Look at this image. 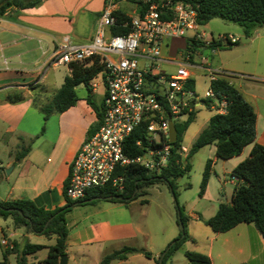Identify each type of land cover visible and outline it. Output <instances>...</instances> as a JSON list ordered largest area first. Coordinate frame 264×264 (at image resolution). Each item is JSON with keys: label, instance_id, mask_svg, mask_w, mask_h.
Instances as JSON below:
<instances>
[{"label": "crops", "instance_id": "obj_1", "mask_svg": "<svg viewBox=\"0 0 264 264\" xmlns=\"http://www.w3.org/2000/svg\"><path fill=\"white\" fill-rule=\"evenodd\" d=\"M102 9L103 0H41L32 8L19 9L11 6L0 16V168L12 167L11 172L8 175L5 174V177L0 174V183L3 184V189L0 188V202L27 200L45 210H53L66 204L64 187L67 183L70 164L82 144L92 134L90 132L92 128L89 127L93 120L97 123L94 110L97 106L95 107L93 103L90 105L91 100L88 99V102L82 98L87 110V117L84 116L83 119L77 111L76 104L79 102L77 97L78 101L73 107L63 113L52 112L46 116V119L49 116L54 119H48L40 134H32L29 130H24L22 124L30 112L35 111V105L39 104L36 91L40 83L44 81L47 72L55 67L50 65V61L56 53L58 44L64 37H68L75 44L89 43L94 36ZM210 38L214 37L210 35L208 39ZM257 40L264 41V37H259ZM173 41L181 42L183 46L171 49L169 47L165 50L166 56L173 57L187 48L186 41L179 39ZM250 41L252 40L248 39V42ZM221 47L225 48L195 44L190 51L191 61L196 55L198 66L236 75L227 78H232L230 82L234 83L236 89L253 108L255 143L264 147V49L257 50L254 56H248L242 49L232 48L233 46ZM66 66L70 75L68 65ZM200 70L206 73L205 70ZM44 73L45 75L41 78ZM190 74L193 78L192 72ZM98 75L99 73L90 81V91L87 89L86 91L89 97L95 93L98 86H101L103 100L102 80L100 83L93 82ZM63 81L58 82L57 91L61 88ZM10 94H20L23 101L15 104L8 102L7 97ZM102 100L98 107L100 110ZM39 110L41 111L40 108ZM32 139L34 140L27 152L20 155L22 158L15 159L19 144L24 140ZM211 146L214 149L210 171H213L215 175L218 171L223 175L230 174L236 165L249 156L251 149V146H245L239 155L223 161L215 157V146ZM223 182L224 186L226 182ZM230 183L234 187L235 182L230 180ZM225 204H230V201ZM116 206L121 209L124 204H116ZM186 217L187 221H200L204 226H206L205 221L210 218L201 216L199 218L190 213ZM102 222L104 225H101V220L98 219L96 223L88 224L86 227H79L77 224L69 226L66 223L67 264H78L79 259L82 260L95 252L99 255L96 264H100L105 256L124 247H129L133 251L127 253L123 260L130 254L144 256L147 252L145 249L134 248L139 232L138 226L134 225V220L129 218L125 222L115 224L109 220ZM21 229L23 230L13 228L11 231L0 226V240L6 239L12 244L13 242L21 244L24 241L31 243L33 235L40 236L27 233L24 228ZM204 232L209 243L206 255L211 264H264V239L254 225L242 223L226 233L217 234L210 228L209 231ZM52 237L55 242V237ZM188 237V242L193 241L191 234ZM173 239L175 236L171 232L165 237L164 247ZM188 242L186 241L185 247L182 248L183 257L185 251L192 250L188 247ZM35 244L48 246L41 243ZM5 249L0 244V261L3 259ZM135 250L143 251V254ZM178 254L175 252L170 256L167 260L170 261L169 264H174L175 256ZM46 256L47 252L41 260H36L43 262ZM31 257H36V254ZM148 259H153V255L151 254V258ZM123 260H115L109 264Z\"/></svg>", "mask_w": 264, "mask_h": 264}, {"label": "built area", "instance_id": "obj_2", "mask_svg": "<svg viewBox=\"0 0 264 264\" xmlns=\"http://www.w3.org/2000/svg\"><path fill=\"white\" fill-rule=\"evenodd\" d=\"M199 27L195 11L180 0H103L89 43L75 44L68 37L61 40L50 65L90 66L96 62L102 69L104 87L100 125L70 164L64 187L67 200L83 201L92 190L103 188L122 192L123 169L129 166L158 172L174 155L179 156L176 163L184 166L189 150L180 146L173 151L170 123L175 127V121L188 118L203 101L215 114H226L227 102L215 96L211 84L219 77L236 75L197 66L208 77L207 89L200 97L194 91L190 70L195 66L187 48L212 42L228 46L238 40L229 34L206 40ZM175 39L186 41V50L166 56L165 50ZM134 133L138 155H132L127 147ZM0 244L13 248L6 239Z\"/></svg>", "mask_w": 264, "mask_h": 264}, {"label": "trees", "instance_id": "obj_3", "mask_svg": "<svg viewBox=\"0 0 264 264\" xmlns=\"http://www.w3.org/2000/svg\"><path fill=\"white\" fill-rule=\"evenodd\" d=\"M184 5L189 6L196 13V21L199 26L208 24L213 19H220L227 23L240 26L245 38L258 27L264 24V0H180ZM41 0L24 1V0H0V16L11 6L19 9L32 8L38 5ZM235 45V44H234ZM233 45H228L227 48ZM211 48H225L217 43H210ZM187 50L192 51L191 47ZM70 75L64 78L61 88L55 93L50 108H42L46 116L50 113H63L73 107L78 101L76 87L84 85L90 91V81L101 72V67L94 62L90 66L81 63H71L68 65ZM232 78L219 77L211 84L215 96L227 102L226 114H214L208 121L207 127L200 132L195 142L189 149L188 158L183 166L176 163L178 155L170 159L166 168L157 172L147 171L138 166H129L123 169L124 190L116 192L109 188L92 190L88 197L83 201L71 202L66 200L63 207L53 210H45L37 207L33 202L27 200H18L13 202H0V217L4 220L10 219L15 230L24 228L27 233L37 234L50 238L55 237L53 245L47 247L43 245L31 244L24 241L21 244L13 242L11 250H3V259L0 264H9L8 256L15 255L16 264H27V257L47 249V256L43 264H58L59 259L65 254L67 237V227L65 214L75 205L92 202L95 199H105L116 204H128L135 200L142 189L156 181L164 182L168 185L173 195H175V181L187 175L190 171V157L198 150L214 145L215 157L218 160H229L239 155L245 146H251L249 156L236 165L230 175L234 178L235 184L232 190L230 204L220 203L216 214L205 221V225L214 233H226L239 224H252L261 233L264 239V147L255 143V113L253 108L243 98L241 93L236 89ZM7 101L15 104L23 101V97L10 94ZM88 101V100H87ZM90 101V100H89ZM88 101V102H89ZM90 104V102H89ZM203 104L209 107V103L203 101ZM92 105V104H90ZM97 116V123L92 127L91 133L95 131L101 122L100 108H94ZM193 113L183 123L176 124L177 141L173 144V151L180 147L183 133L187 130L192 122ZM137 134L134 133L127 147L132 155L140 154L134 142ZM22 157L19 156L17 160ZM211 161H207L201 182V191L204 190L210 173ZM183 167V168H182ZM241 182V183H240ZM178 208V223L184 226L186 217L182 214V209ZM21 212V214L19 213ZM177 223V224H178ZM184 233V235H182ZM189 239L185 230H180L179 235L167 247L161 264L170 258V256L179 249L183 243ZM133 249L124 247L105 256L100 264H109L115 260H123L127 253ZM146 258H151V254L144 253ZM184 257L189 264H211L208 256L185 251ZM158 259L156 264H158Z\"/></svg>", "mask_w": 264, "mask_h": 264}, {"label": "rangeland", "instance_id": "obj_4", "mask_svg": "<svg viewBox=\"0 0 264 264\" xmlns=\"http://www.w3.org/2000/svg\"><path fill=\"white\" fill-rule=\"evenodd\" d=\"M24 1L33 2L35 0ZM199 31L205 33L206 40H208L210 35L214 38L222 34L234 36L237 38L238 42L233 45L232 48L242 49L246 51L248 56H254L257 50L264 49V41L258 42L257 40L259 37H264V26L256 28L247 38L252 41L247 43L240 42V39L244 37L243 30L240 26L224 22L220 19H213L207 25L200 26ZM182 46L181 42L173 41L172 45L170 44L169 49L173 47L181 48ZM192 61L195 66V68L190 70L193 74V80L195 83L194 91L202 97L207 89L208 77L205 72L197 68L198 57L196 55L192 57ZM170 71H174V68H171ZM44 75L45 73L41 78H43ZM66 76H69L66 65H57L47 72L46 77L43 79L44 81L40 83L39 88L36 91V99L39 103L37 105L39 107L35 105V111L30 112L27 116L22 124L24 130H29L32 134H40L39 132L44 129L48 119H54L52 116H49L46 119V112H43L42 110L40 111L39 108H50L53 97L57 91L56 86L58 82H62ZM101 80L100 73L93 82L100 83ZM98 87L96 88L95 93L89 97L84 85L76 87V95L79 98V102L76 104L77 111L81 114L83 119L84 116L85 118L87 117V110H85L84 101L81 99L84 98L85 100H91L92 102L90 103H93L94 106H97L98 108L102 100V88L101 86ZM88 107L90 108L91 106L89 105ZM214 113L213 110L208 109L203 103L196 107L193 111L192 122L182 135L180 146L189 150L200 132L207 127L208 121ZM186 119L187 116H183L178 121H175L174 124L183 123ZM95 124L96 121L93 120L89 128L91 129ZM155 139L156 141L159 140L157 136ZM33 140L34 139L24 140L19 144V148L16 149L15 159L21 154L27 152V149H29ZM213 149L214 147L212 146L204 147L190 157V171L187 175H183L175 181V195L172 194L166 183L156 181L144 187L141 191L142 193L138 194L135 200L129 202L128 205L126 204L122 206L121 209L118 208L115 203L105 199H95L92 202L72 206L65 214L67 225L73 226V224H77L79 227H86L88 224L96 223L98 219L101 220V225H104L102 221L105 220H109V222L115 224L116 222H125L131 218L134 220V225L138 226L139 229L136 241L134 242L136 244L134 245V248L136 250L145 249L153 255V259H148L143 255L130 254L122 262H115L114 264H156L158 257L161 256L166 247L174 240H171L168 245L164 247L165 237L171 232L174 234L175 239L179 235L180 225L177 222V206L182 209L184 217L190 213L199 218L200 216L211 218L216 214L219 203H227L230 201V196L233 190V185L230 183V174L223 175L218 171L215 175L213 171H210L207 184L204 190L201 191L203 171L207 161L212 160ZM10 168L4 169L2 166L0 168V174L5 177L6 171ZM159 172L160 171L157 172V175H159ZM223 181L226 182L224 186ZM2 187L3 184L0 183V188L3 189ZM0 226H2L3 229L8 228L11 231L13 229L10 219L3 220L0 218ZM184 230L187 235L191 234L193 236V241L188 242L187 240L189 243L187 245L192 249L191 251L206 255V252L209 249V243L204 231H209V228L204 226L200 221L192 222L185 219ZM31 243H41L48 245L47 247H49L54 244V238L33 235ZM184 245L185 243L175 251L179 254L175 256L174 264H188L187 260L181 254L182 248L185 247ZM46 252L47 249H43L35 253L36 257H31L35 254L28 256L27 264H43L37 260H41ZM98 256L97 252L91 253L82 260L79 259L78 264H96ZM8 258L10 264H16L15 256L13 254L9 255ZM169 263L170 261L165 262V264Z\"/></svg>", "mask_w": 264, "mask_h": 264}, {"label": "water", "instance_id": "obj_5", "mask_svg": "<svg viewBox=\"0 0 264 264\" xmlns=\"http://www.w3.org/2000/svg\"><path fill=\"white\" fill-rule=\"evenodd\" d=\"M264 26V24H263ZM241 43H247L248 39L242 37L240 39ZM169 141L170 143L174 144L177 141V132H176V128L174 127V125L172 123H170L169 126ZM11 168L9 170L6 171V174L8 175L11 172ZM19 213L21 214V212L19 211ZM180 225V230H184V226L181 224V222H179ZM182 235H184V233H182ZM169 250V247H166L165 251L161 254V256L159 257V261L158 264H161L163 257L165 256L166 252ZM139 254H143V251H136ZM58 264H67V256L64 254L60 257Z\"/></svg>", "mask_w": 264, "mask_h": 264}]
</instances>
